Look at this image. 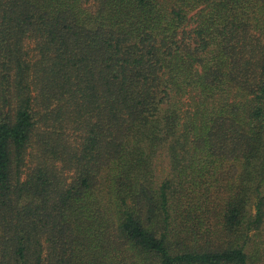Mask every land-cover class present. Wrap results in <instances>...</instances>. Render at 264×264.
I'll list each match as a JSON object with an SVG mask.
<instances>
[{"label":"trees","instance_id":"16d2710c","mask_svg":"<svg viewBox=\"0 0 264 264\" xmlns=\"http://www.w3.org/2000/svg\"><path fill=\"white\" fill-rule=\"evenodd\" d=\"M96 2L0 0V264H263L264 0Z\"/></svg>","mask_w":264,"mask_h":264},{"label":"rangeland","instance_id":"374dc122","mask_svg":"<svg viewBox=\"0 0 264 264\" xmlns=\"http://www.w3.org/2000/svg\"><path fill=\"white\" fill-rule=\"evenodd\" d=\"M96 0H85V5L87 8L90 9H94L96 6ZM26 47L30 56V59H36V52L34 51V47L35 44L32 41H27L26 42ZM183 104L181 105V101L179 102V107L184 111L187 110V108H189L190 106V100L187 98L186 100H183ZM175 101H173V103H175ZM154 167L156 169V178H157V182H161L162 180H164L165 178H167L168 176L171 175V168H170V161H169V157H168V152H167V148H163L159 151V154L157 155L156 159H155V164ZM74 174L70 173L68 174V178L69 180L71 178H73ZM264 264V262H263Z\"/></svg>","mask_w":264,"mask_h":264}]
</instances>
